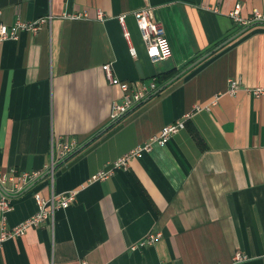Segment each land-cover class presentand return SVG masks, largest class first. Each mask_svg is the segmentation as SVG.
<instances>
[{"label":"crops","instance_id":"0c3cea01","mask_svg":"<svg viewBox=\"0 0 264 264\" xmlns=\"http://www.w3.org/2000/svg\"><path fill=\"white\" fill-rule=\"evenodd\" d=\"M237 4L244 19L264 14V0H0V24L52 18L0 42V174L43 171L52 139L55 152L62 138L77 149L90 140L57 164L53 184L44 175L22 191L0 189L13 206L0 233L37 213L36 193L77 192L54 227L8 240L0 264H264V93L251 92L264 89V24L233 23ZM147 7L164 28L162 62L148 59L132 15ZM108 64L120 82L157 84L117 120L121 92L105 77ZM229 79L240 82L235 95ZM189 113L164 146L91 180ZM151 233L160 234L152 245L131 249Z\"/></svg>","mask_w":264,"mask_h":264},{"label":"built area","instance_id":"2783aa9c","mask_svg":"<svg viewBox=\"0 0 264 264\" xmlns=\"http://www.w3.org/2000/svg\"><path fill=\"white\" fill-rule=\"evenodd\" d=\"M241 6L237 4L228 17L231 21L240 26H247L252 23L264 24V14L259 11H253L250 18L244 19L241 17ZM137 29L140 33L141 40L146 50L148 59L155 62H162L166 60L169 55V48L165 37V32L162 24L153 20L151 8H145L137 12L132 13ZM104 15L98 11L97 19L103 20ZM76 17H72L75 19ZM49 18H40L32 22H26L20 18L13 26H7L0 24V42L9 40L16 41L19 39V34L23 31L36 34L41 31L45 25L51 21ZM125 14L117 17L118 23L121 27L123 38L128 45L130 56L133 58L136 56L135 50L131 45L130 35L124 24ZM105 77L110 84L118 85L121 92V102L114 104L111 111V120H117L125 116L130 112L137 104L148 99L150 95L157 90V84L154 79H151L147 83L136 84L133 82H120L112 75L110 65L103 66ZM227 93L235 95L240 87L239 80L229 79L227 82ZM255 97H259L264 93L263 88H257L251 91ZM199 107H195L194 111H199ZM190 118V113L185 114L176 122L164 126L157 136H154L149 142L144 143L142 146H138L124 154L121 158L107 163L105 169L92 177V181L105 180L113 175L115 171L126 170L129 166V162L132 159L140 158L144 153H149L153 145L164 146L167 141L175 134L185 129L186 121ZM77 141L71 140L68 137L62 138L57 144V151L55 152L54 143L52 139V154L51 161L45 166L43 171L36 172H23L19 173L13 169L9 174H0V189L3 190V186L7 183H12L15 191L24 190L31 182L38 180L44 175L50 180L51 184L54 183L55 171L57 164L68 156L73 154L77 150ZM35 201L38 205V211L31 217L27 218L21 224L7 228L4 224L0 233V249L3 245L12 239L21 238L31 228H39L47 221H51V226L54 227V217L57 211L69 208L75 203L77 198V192L71 191L63 195H52L49 199L43 198L39 193L34 195ZM13 210L11 201L7 198L5 193L2 194L0 199V216L5 222V215ZM160 237L159 233H151L146 238L141 240L137 245L131 249L135 250L140 247L152 245ZM237 259L238 256H237ZM80 264H87L86 261H81Z\"/></svg>","mask_w":264,"mask_h":264},{"label":"trees","instance_id":"16d2710c","mask_svg":"<svg viewBox=\"0 0 264 264\" xmlns=\"http://www.w3.org/2000/svg\"><path fill=\"white\" fill-rule=\"evenodd\" d=\"M172 74H173V72H168L166 74L158 75L156 81L158 83H164V82H166L172 76ZM192 137H193V139L195 140V142L198 145H200V146L202 145V142H201L200 138L198 137V135L196 134V132H194L192 134Z\"/></svg>","mask_w":264,"mask_h":264},{"label":"water","instance_id":"95a60500","mask_svg":"<svg viewBox=\"0 0 264 264\" xmlns=\"http://www.w3.org/2000/svg\"><path fill=\"white\" fill-rule=\"evenodd\" d=\"M160 91H161V89H160ZM89 142H90V140H89ZM89 142H87L85 145H87ZM85 145H83L79 149H77V152L80 151V150H82L85 147Z\"/></svg>","mask_w":264,"mask_h":264}]
</instances>
